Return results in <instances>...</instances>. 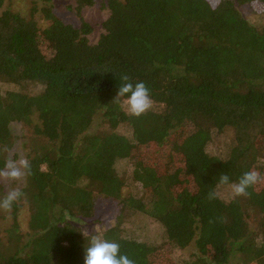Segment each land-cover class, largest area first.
Listing matches in <instances>:
<instances>
[{
    "label": "trees",
    "instance_id": "trees-1",
    "mask_svg": "<svg viewBox=\"0 0 264 264\" xmlns=\"http://www.w3.org/2000/svg\"><path fill=\"white\" fill-rule=\"evenodd\" d=\"M11 1L0 0V168L20 123L31 175L5 236L0 227V264H83L92 236L135 264H264V0H107L95 44L83 16L96 0L65 7L80 26L52 0H29V16ZM122 74L149 89L153 107L139 118L113 102ZM249 170L261 177L250 195L223 199ZM100 196L117 219L88 233ZM138 213L161 226L160 239L124 235Z\"/></svg>",
    "mask_w": 264,
    "mask_h": 264
},
{
    "label": "rangeland",
    "instance_id": "rangeland-1",
    "mask_svg": "<svg viewBox=\"0 0 264 264\" xmlns=\"http://www.w3.org/2000/svg\"><path fill=\"white\" fill-rule=\"evenodd\" d=\"M54 2V6L56 8V11L59 13V15L67 22L74 24L75 26L81 25V20L79 17L76 16V14H72L65 10V7L69 4L71 0H52ZM107 0H96V5L85 11L84 13V19L87 22H90L94 25L95 30L94 32L89 36V40L92 44H95L102 33L101 24L103 21H105L108 16L109 12L105 9V3ZM11 4L13 6V9L16 11L21 12L25 16L30 15V2L29 0H12ZM245 13L248 15V18L252 22H256L259 19L254 18V14H252V10L245 9ZM153 107V105H152ZM151 107V108H152ZM96 128H94L95 130ZM11 130L15 137V145L13 149L8 154V159H15L19 160L21 158H25L26 150L24 148V143L26 142L27 137V129L20 123L13 122L11 124ZM122 131V130H121ZM126 130L124 129V131ZM213 148L210 150L215 152L216 154H220L221 148L219 147V144L212 145ZM142 155L145 156V158L153 159L158 158L155 154L156 150L150 149V148H144L141 150ZM159 160V158H158ZM117 168L119 170L120 175L124 177H130L131 175V166L126 162H120L117 165ZM2 184L5 186L6 191H10L13 189H22L25 185V177L21 179L20 181H1ZM127 191L133 192L134 195H141L140 190L128 188ZM128 192V193H129ZM221 194L223 196V199L229 201L234 198L231 188L226 187L224 189H221ZM97 213L94 217V219L87 221L86 224L88 226L87 231L88 233H91L92 231H96V228H102V229H108L111 225H113L117 219L118 210L117 206L111 201L110 199H107L106 197L100 196L97 199ZM5 218L0 219V227L2 230L3 236L6 235V231L11 228L12 225V217L10 216V212H4ZM29 212L27 208H24L21 211L19 221L22 225V229L26 230V223L28 221ZM122 230L124 235L132 238V239H145L148 237L149 239H155L158 240L161 238V235L163 234L162 228L159 224L154 222L150 217L144 215V214H135L134 216L130 217L129 221H126L122 225ZM192 250L189 251H176L174 253V258H176L178 261H182L186 259L187 256H189V253H191Z\"/></svg>",
    "mask_w": 264,
    "mask_h": 264
},
{
    "label": "clouds",
    "instance_id": "clouds-1",
    "mask_svg": "<svg viewBox=\"0 0 264 264\" xmlns=\"http://www.w3.org/2000/svg\"><path fill=\"white\" fill-rule=\"evenodd\" d=\"M123 82L117 90L113 102H120L122 108L128 115L139 118L152 107L150 92L144 82L133 84L127 74L121 75ZM123 98V99H122ZM31 175V165L26 158L19 160L9 158L4 167L0 168V181H20L26 176ZM260 174L255 170L245 172L236 182L230 184L234 197H247L250 195L248 189L259 183ZM228 174L219 176L220 185H229ZM23 196L19 189H13L0 198V211H11L14 203ZM217 193L209 192L208 199H215ZM120 253V246L115 242H109L97 236H92L85 248L83 264H135V261L127 255Z\"/></svg>",
    "mask_w": 264,
    "mask_h": 264
}]
</instances>
